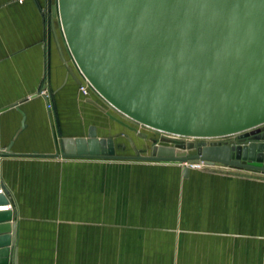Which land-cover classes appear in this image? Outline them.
Returning <instances> with one entry per match:
<instances>
[{
  "label": "water",
  "instance_id": "water-1",
  "mask_svg": "<svg viewBox=\"0 0 264 264\" xmlns=\"http://www.w3.org/2000/svg\"><path fill=\"white\" fill-rule=\"evenodd\" d=\"M67 49L110 107L164 134L150 155L112 139H61L62 158L231 167L264 173V0H56ZM16 105H12L15 107ZM237 136V145L217 139ZM144 138L145 136H141ZM10 155V148L0 157ZM59 156V155H56ZM184 175L187 168L183 169ZM0 194V205L13 204ZM14 210L0 211V264H15ZM10 234V235H9ZM6 244V245H5Z\"/></svg>",
  "mask_w": 264,
  "mask_h": 264
},
{
  "label": "rangeland",
  "instance_id": "rangeland-1",
  "mask_svg": "<svg viewBox=\"0 0 264 264\" xmlns=\"http://www.w3.org/2000/svg\"><path fill=\"white\" fill-rule=\"evenodd\" d=\"M52 13L57 15L55 4ZM77 91L82 99L96 94L87 88L85 95L79 86ZM99 99L126 126L83 107L82 121L65 126L66 134L86 136L87 125L94 122L101 136L116 138V155L123 156L150 155L160 140L212 141L154 131ZM216 141L236 146L237 136ZM185 166L180 224L185 231L175 262L172 230ZM48 178L41 187L51 207L57 194L64 208L58 217L32 224L50 232L45 247L29 249L27 264H264V173L204 164L82 159L65 161L59 171L52 168Z\"/></svg>",
  "mask_w": 264,
  "mask_h": 264
},
{
  "label": "crops",
  "instance_id": "crops-1",
  "mask_svg": "<svg viewBox=\"0 0 264 264\" xmlns=\"http://www.w3.org/2000/svg\"><path fill=\"white\" fill-rule=\"evenodd\" d=\"M54 4L57 10L56 0H0V153L10 148V155L0 157V194L4 193L13 204L15 220L11 223H15V241L9 246L15 264L29 263V249L47 245L49 228L32 224L44 221L46 216L58 217L64 208L63 203H58L57 194L51 207L49 196L41 187L43 179H49L50 170L59 171L67 160H82L60 156L61 139L77 138L66 134L65 126H75L78 119L82 121L83 107H89L108 122L111 119L126 126L109 113L97 94L80 97L77 89L84 84V78L67 49L58 16L52 13ZM43 92L45 95L41 96ZM46 103L52 105V111L47 110ZM90 127L95 128L97 137L112 139L116 151V138L101 136L94 122L87 125V131ZM180 174L177 218L172 230L175 262L180 233L185 231L180 226L182 187L187 179L182 167ZM5 206L0 205V211H6ZM197 231L208 232L188 230ZM0 239L9 243L7 236Z\"/></svg>",
  "mask_w": 264,
  "mask_h": 264
},
{
  "label": "built area",
  "instance_id": "built-area-1",
  "mask_svg": "<svg viewBox=\"0 0 264 264\" xmlns=\"http://www.w3.org/2000/svg\"><path fill=\"white\" fill-rule=\"evenodd\" d=\"M80 91L83 92L85 95H87V88H91L90 85L88 84V82L84 79V84H80ZM92 89V88H91ZM41 96H44V92L43 93H40ZM46 108L47 110L50 112L51 110V104L50 103H46ZM199 164H203L202 162H200ZM199 164H196V165H191V166H198ZM2 192V191H0ZM13 207L11 206V204H7L5 206V209L8 210V209H12Z\"/></svg>",
  "mask_w": 264,
  "mask_h": 264
},
{
  "label": "bare ground",
  "instance_id": "bare-ground-1",
  "mask_svg": "<svg viewBox=\"0 0 264 264\" xmlns=\"http://www.w3.org/2000/svg\"><path fill=\"white\" fill-rule=\"evenodd\" d=\"M183 165H186V164H183ZM214 166H215V165H214ZM185 167H186V166H185ZM185 167H184V168H185ZM225 167H226V166H225ZM184 168H183V169H184ZM186 168H187V167H186ZM230 168H231V167H230ZM249 171H250V170H249ZM255 173H256V172H255ZM257 173H258V172H257Z\"/></svg>",
  "mask_w": 264,
  "mask_h": 264
}]
</instances>
